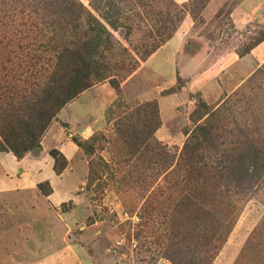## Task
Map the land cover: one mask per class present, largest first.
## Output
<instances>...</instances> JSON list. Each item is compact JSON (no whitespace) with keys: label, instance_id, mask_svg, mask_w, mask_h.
<instances>
[{"label":"rangeland","instance_id":"374dc122","mask_svg":"<svg viewBox=\"0 0 264 264\" xmlns=\"http://www.w3.org/2000/svg\"><path fill=\"white\" fill-rule=\"evenodd\" d=\"M80 1L99 18L96 9L107 7V0ZM193 1L113 0L131 28L129 42L126 28L115 35L138 60L137 70L119 72L118 91L106 81L71 102L22 164L0 152V180L8 182L0 186V264H174L189 259L196 244L205 260L210 220L196 217L174 183L183 175L184 145L207 121L217 138L205 153L211 162L223 160L229 193L212 227L228 235L209 253L212 264H264V171L261 180L246 179L264 159V58L253 53L259 45L240 55L264 33V0H210L198 19ZM5 11L0 64L13 67L5 78L28 70L29 56L39 53L26 76L32 81L39 70L45 80L50 55L35 49L31 18ZM201 104L210 113L193 122ZM153 139L174 160L162 157ZM53 149L68 161L60 175ZM196 189L207 205L208 186Z\"/></svg>","mask_w":264,"mask_h":264},{"label":"trees","instance_id":"16d2710c","mask_svg":"<svg viewBox=\"0 0 264 264\" xmlns=\"http://www.w3.org/2000/svg\"><path fill=\"white\" fill-rule=\"evenodd\" d=\"M112 1H106V9L98 11L99 9L95 8L100 19L80 0H0V11L2 8L9 9L3 16L18 10L21 14L29 15L30 22H26L31 27L25 26L34 33L32 40H34L35 49L50 55L47 59L48 63H51L48 69L50 73L42 81L38 78L41 72L39 70L30 72L31 77L35 78L32 81H28L26 76L29 70L37 65L38 60L43 58L39 53L29 56V60L32 61L29 66L26 64L24 67L28 70L12 74L10 80L5 77H8L13 67H8L5 62L0 64V152L6 151L16 159L22 160L28 152L40 145L50 126L71 102L84 92L106 81H109L118 91L120 89L119 72L137 70L138 60L133 58L130 49L124 46L115 35V32L121 28H126L123 38L129 42L131 28L125 27L124 22L121 21L124 13L121 7ZM209 1H193L191 13L195 19L200 17ZM4 18L0 15V25L3 24ZM263 42L264 33H261L260 37L240 55L250 53ZM159 46L160 44L143 48L140 58L148 59ZM30 48L33 50L32 47ZM20 64L22 63L18 64L20 68H23ZM2 72H5L4 76ZM149 105L153 107L157 121L156 128H158L160 126L158 108L154 103ZM200 112H205L206 115L210 113V110L205 104H201L192 116L193 122H196L195 117ZM216 138L214 128L209 121L196 127L179 157V168L183 170V175L174 183L180 193L186 192L183 197L190 200L196 217L210 220L211 231L206 236L208 255L203 260L196 244L190 251L189 259L183 261L173 259L174 264H212L215 258L209 253L218 252L228 235L223 231L220 233L212 229L214 224L216 225L215 221H219L215 215L218 213V208L223 206V198L229 197L227 186L223 188V160L211 162L205 153L208 144L214 142ZM153 141L162 157L168 159L172 157L174 160L167 146L155 139ZM51 155L55 159V172L58 175L62 174L68 166L66 157L56 149L51 151ZM255 167L257 174L246 177L247 182H254L259 177L261 180L262 176L259 172L264 171V159L260 157ZM200 182L209 188L207 205L196 189V185ZM39 188L43 189V184H40ZM217 236H219L218 244L215 243Z\"/></svg>","mask_w":264,"mask_h":264},{"label":"crops","instance_id":"0c3cea01","mask_svg":"<svg viewBox=\"0 0 264 264\" xmlns=\"http://www.w3.org/2000/svg\"><path fill=\"white\" fill-rule=\"evenodd\" d=\"M255 0H253L252 2H254ZM257 1H259V2H262V0H257ZM247 2H250L249 0H247ZM242 8V7H241ZM261 52V54H262V58H264V42L262 43V44H260L257 48H255V50H253V53L254 54H257V55H259V53ZM64 152V151H63ZM65 154H66V156H68L69 157V154L67 153V151H65ZM11 157H12V159L13 160H15V158L13 157V155L12 154H9ZM1 154H0V165L2 166V159H1ZM10 156H9V159L10 160H12L11 158H10ZM23 161L24 160H22V161H20V162H18V164H22L23 163ZM21 166V165H20ZM8 180H10V178L8 179ZM6 183H8V182H6V181H1L0 180V186L1 185H4V184H6ZM2 187V186H1ZM2 188H0V190H1Z\"/></svg>","mask_w":264,"mask_h":264}]
</instances>
